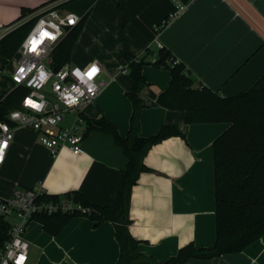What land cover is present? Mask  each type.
<instances>
[{
  "label": "crops",
  "instance_id": "crops-1",
  "mask_svg": "<svg viewBox=\"0 0 264 264\" xmlns=\"http://www.w3.org/2000/svg\"><path fill=\"white\" fill-rule=\"evenodd\" d=\"M85 2L0 0V35L50 7L79 13ZM24 9L36 11L20 19ZM88 13L68 63L98 60L105 68L104 78L109 74L116 78L84 110L85 116L106 117L122 137L127 136L133 112L127 92L134 85L127 73L128 51L136 60L151 62L142 69L147 85L140 94L144 105L140 135L153 136L163 125L175 126L184 135L167 138L149 150L144 158L148 170L132 188L130 232L140 241V253L165 262L190 243L212 247L216 242L213 142L229 125L188 124L185 111L158 103L171 72L152 64L157 59L155 42L187 66L196 86L223 97L246 92L264 74V0H191L159 33L156 27L170 14L162 0H95ZM9 83L5 90L0 84L1 94L12 91ZM83 147V155L64 147L52 156L34 132L18 130L0 166V196L42 183L49 196L80 191L92 203L113 204L126 157L112 136L96 130L85 135ZM24 238L29 243L26 264H116L120 253L115 225L109 221L96 225L86 216L72 218L57 235L34 220ZM187 264H264V235L239 253L191 258Z\"/></svg>",
  "mask_w": 264,
  "mask_h": 264
},
{
  "label": "trees",
  "instance_id": "trees-1",
  "mask_svg": "<svg viewBox=\"0 0 264 264\" xmlns=\"http://www.w3.org/2000/svg\"><path fill=\"white\" fill-rule=\"evenodd\" d=\"M95 0H86L79 14V25L70 30L52 52L51 67L60 69L70 61L71 53L84 24L88 10ZM170 9L176 10L171 0H162ZM191 0H181L188 4ZM58 8V7H56ZM59 9V8H58ZM36 10L22 12L23 18ZM36 18L26 22L0 40V55L11 58L33 27ZM169 20V14L165 18ZM126 21L123 22V29ZM148 54L151 50L148 49ZM125 57L129 61L128 75L134 81L132 90L127 92L133 107L127 136L122 137L116 126L106 117L92 119L85 116L86 132L100 131L113 137L127 159L121 171L113 204L92 203L84 193L72 191L65 197L89 209L83 215L41 214L34 220L42 223L46 232L57 235L76 216H86L96 225L112 222L120 247L116 264H187L191 258L212 259L225 254L239 253L264 235V74L248 91L235 96L223 97L204 86H196V79L182 63L174 64L175 58L167 47L157 49V59L152 64L170 69L171 79L167 89L158 97V103L166 109L185 111L188 124L227 123V129L213 142L214 189L216 242L212 247H196L190 243L165 262L140 253V241L130 232V196L142 172L148 170L144 163L149 150L163 140L184 135L175 127L163 125L153 136L140 135V118L144 108L140 94L147 85L142 69L151 62L145 58L136 60L130 52ZM28 90L14 88L7 95L0 93V121L7 120L10 111L19 108ZM59 196H46V200L58 201ZM10 222L0 217V249L9 238Z\"/></svg>",
  "mask_w": 264,
  "mask_h": 264
},
{
  "label": "built area",
  "instance_id": "built-area-1",
  "mask_svg": "<svg viewBox=\"0 0 264 264\" xmlns=\"http://www.w3.org/2000/svg\"><path fill=\"white\" fill-rule=\"evenodd\" d=\"M176 10L156 27L161 32L187 4L171 0ZM36 21L22 41L16 64L8 71L12 90L23 87L28 94L19 108L0 121V166L6 161L15 134L20 129L34 132L39 143L52 156L66 147L75 155H83L86 132L84 110L94 104L102 90L115 75H107L103 65L92 61L85 65L66 63L58 70L51 67L52 52L67 33L77 27L82 17L74 12L50 7L36 15ZM8 33L0 35V40ZM158 49L163 46L156 40ZM180 61L175 59L174 64ZM95 67L96 71L91 70ZM49 87V90L47 88ZM43 184L32 188L17 187L8 197L0 196V217L11 224L9 238L0 249V264H26L29 243L24 238L28 225L41 214L87 215L89 209L65 196L58 201L46 200Z\"/></svg>",
  "mask_w": 264,
  "mask_h": 264
},
{
  "label": "rangeland",
  "instance_id": "rangeland-1",
  "mask_svg": "<svg viewBox=\"0 0 264 264\" xmlns=\"http://www.w3.org/2000/svg\"><path fill=\"white\" fill-rule=\"evenodd\" d=\"M17 56H18V50L8 60H7V58L0 55V84L4 90H5V88L9 89L10 75L8 74V71L13 70V68L16 64V61H17ZM47 90H49V87L47 88Z\"/></svg>",
  "mask_w": 264,
  "mask_h": 264
},
{
  "label": "snow or ice",
  "instance_id": "snow-or-ice-1",
  "mask_svg": "<svg viewBox=\"0 0 264 264\" xmlns=\"http://www.w3.org/2000/svg\"><path fill=\"white\" fill-rule=\"evenodd\" d=\"M91 71H92V72H95V71H96L95 67H94Z\"/></svg>",
  "mask_w": 264,
  "mask_h": 264
}]
</instances>
